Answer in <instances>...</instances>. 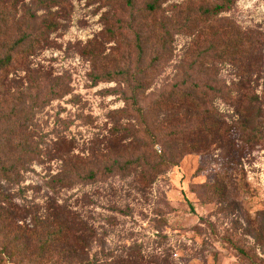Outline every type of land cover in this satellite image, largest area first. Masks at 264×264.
Here are the masks:
<instances>
[{
	"label": "rangeland",
	"instance_id": "obj_1",
	"mask_svg": "<svg viewBox=\"0 0 264 264\" xmlns=\"http://www.w3.org/2000/svg\"><path fill=\"white\" fill-rule=\"evenodd\" d=\"M69 1L73 10L67 29L51 34L50 45L16 64L6 79L4 96L22 95L31 115L32 141L42 150L57 149L29 165L21 182L28 202L42 214L58 205L77 212L93 232L82 258L96 264H115L128 247L148 264H264V0H234L230 11L198 23L192 34H175L167 58L154 64L151 56L143 63L150 68L141 105L146 108L185 83L208 89L241 82L247 95H257L251 127L259 141L247 149L237 136L228 141L190 132L182 139L201 119L184 112L161 114V140L167 141L163 134L172 135L168 144L177 143V163L146 184L145 162L154 160L163 145L151 146L134 113L122 119L113 115L129 111L123 81L91 79L116 72L127 56L133 57L134 39L123 33L119 42L109 41L100 2ZM218 1L168 0L162 18L179 19L186 8ZM154 25L158 34L159 24ZM224 33L232 42L246 37L254 42L247 74L241 75L245 62L223 55L202 70L194 66L211 41L215 55L231 51L219 41ZM56 81L64 85L60 97L53 95ZM210 100L208 110L214 106L232 113L217 96ZM126 134L139 139L133 142ZM59 174L71 185L52 197L42 180Z\"/></svg>",
	"mask_w": 264,
	"mask_h": 264
},
{
	"label": "trees",
	"instance_id": "obj_2",
	"mask_svg": "<svg viewBox=\"0 0 264 264\" xmlns=\"http://www.w3.org/2000/svg\"><path fill=\"white\" fill-rule=\"evenodd\" d=\"M97 1L106 8L101 19L109 41L119 42L124 37L123 33L130 34L134 39L130 50L134 56H127L126 62L117 66L116 72L93 74L91 79L93 82L123 81V102L129 111L120 109L113 115L122 119L129 112L134 113L143 122V132L151 141V146L163 145L154 160L145 162L148 169L142 170L144 183L152 182L160 172L177 163V143L168 144V141H172V135L163 134L167 141L161 140V114L184 112L185 116L201 119L181 135L182 139L190 132L209 139L228 141L237 136L247 149L259 141V135L253 133L251 127L257 95H247L241 82L235 87L208 89H203L197 82L185 83L174 92L161 95L147 104L146 108L141 106L146 101V71L150 68L143 63L151 56L150 62L154 64L167 58L175 34H192L198 23H208L230 11L234 0H220L196 10L186 8L180 12V18L174 20L162 18L163 4L168 0H87V3L94 4ZM72 10L73 5L69 0H0V264L6 261L17 264H58L62 260L67 264H96L82 258L81 252L87 247L93 232L77 212L58 205L51 207L48 212L38 213L36 206L24 196L26 187L21 182L29 165L40 162L57 149L42 150L39 144L32 141L28 132L31 115L27 114L22 95L15 99L4 96L6 79L12 68L48 47L51 34L65 31ZM155 21L159 24L158 34ZM244 39L232 42L230 34L224 33L219 41H224L231 51L215 55L216 44L211 41L193 60L194 66L202 70L216 59L221 60L220 56L223 55L231 61L234 57L240 63L245 62L241 75L247 74L249 67L246 64L254 54V42L249 37ZM54 85V97L62 96L65 93L62 90L63 83L56 81ZM212 96L220 98L226 107L231 108L232 113L221 112L214 106L208 110ZM124 132L129 133V130ZM118 133V130L114 131V135L118 136ZM125 138L133 139V142L139 139L136 134H126ZM42 181V187L52 197L60 189L71 185V180L60 174ZM127 250L129 253L125 258H118L115 264H148L140 252L130 247Z\"/></svg>",
	"mask_w": 264,
	"mask_h": 264
}]
</instances>
